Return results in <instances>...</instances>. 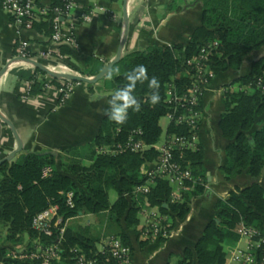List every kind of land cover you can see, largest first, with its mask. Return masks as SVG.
Here are the masks:
<instances>
[{"label":"trees","instance_id":"trees-1","mask_svg":"<svg viewBox=\"0 0 264 264\" xmlns=\"http://www.w3.org/2000/svg\"><path fill=\"white\" fill-rule=\"evenodd\" d=\"M65 2L49 0L48 15L34 27L43 25L50 38L54 33L53 9L62 8ZM196 4L202 7L201 25L186 45L153 46L145 51L132 52L102 80L105 89L112 93L134 66L143 64L148 69V76L159 80L161 99L157 105H149L147 83L138 85L135 94L141 101L140 111L130 110L122 125H116L108 117L104 119L99 135L87 146L93 159L90 166H83L78 160L63 163L56 153H28L15 162L0 166V225L8 229L11 242L21 245L22 237L27 236L30 240L39 239L44 246L54 244L60 237L58 229H53L49 237L32 227L34 218L50 207H57V215L63 223L80 214L107 213L109 233L113 234L110 237L120 239L130 249L131 241L126 230L138 224L142 208L157 207L163 215L171 216L173 222L187 217L190 198L206 192L205 176L201 171V145L195 152H185L181 161L184 165L190 163L197 182L187 183L192 192L185 194L181 203L171 202L172 189L161 179H156L147 192L138 191L147 183L146 170L159 156L153 147L161 142L163 136L189 134L184 125L170 123L166 130L160 125L161 120L172 112V107L165 102L167 88L173 85L178 95L185 93L191 84L192 73L185 62L208 44L219 43L211 55V67L216 77L228 70L239 71L251 52L264 48V0H196ZM65 47L61 46V55H71L72 52ZM92 65L97 66L90 74L97 76L103 65L96 62ZM31 82V93L44 94L36 78ZM47 83L59 89L66 81L50 78ZM236 85L239 88L231 91ZM225 89V111L219 128L228 147L227 163L222 170L228 181L247 175L253 182L243 188L234 187L225 200L215 203V216L205 229L192 237L190 245H178L182 256L178 264H224L223 241L237 239L234 230L241 222L258 229L264 236V58L254 61L247 75L226 85ZM199 109L203 111V101ZM179 113L181 111L177 115ZM134 131L141 132L137 138L150 146L149 150L118 155L97 154L100 147L124 143ZM176 156L179 157L178 152ZM46 168L52 169L48 176H44ZM110 190L117 193L114 204L109 202ZM69 193L73 194L70 203ZM64 239L65 249L77 247L88 259H97L100 264H113L96 250V241L87 238L85 232L76 237L66 232Z\"/></svg>","mask_w":264,"mask_h":264},{"label":"crops","instance_id":"crops-1","mask_svg":"<svg viewBox=\"0 0 264 264\" xmlns=\"http://www.w3.org/2000/svg\"><path fill=\"white\" fill-rule=\"evenodd\" d=\"M40 3L48 6L49 0H40ZM97 9H103V14L95 15L89 24L77 27L66 24L64 33L70 31L69 34L73 36L76 44L75 47L62 44L58 48L61 50V46H66L65 49L71 51V55H61L59 58L51 52L50 56L36 62L56 74L95 77L90 73L96 70L97 65L92 63L96 62L104 68L118 53L125 33L124 14L129 22V32L122 51L123 57L153 46L186 45L202 20V7L196 4V0H76L75 15L94 14ZM46 31L43 25L29 31L16 27L9 15L3 11L0 0V71L9 65L0 77V114L13 125L23 143V152L17 154L11 162L28 153H56L63 163L78 160L83 166H90L93 159L87 146L99 135L102 122L107 117V99L112 94L105 89L102 81L95 85L76 83L71 98L65 103H61L57 96L45 93H32L29 102L22 98L24 87L32 78H36L42 85V82L51 77L32 64L13 61V58L21 41H29V51L33 59L38 58L40 52L54 50L49 45ZM261 58H264V48L251 52L244 59L242 67L246 62L248 64L244 72L241 67L239 71L219 73L206 91L200 127V145L203 148L201 171L205 176L206 192L190 198V212L182 221L173 222L171 216L163 215L157 207L142 208L138 215V224L126 230L131 241V264H178L182 261L178 245H190L192 237L205 229L215 216V203L225 200L234 187L243 188L252 184V179L247 175L232 178L230 181L226 179L222 168L227 163L228 142L221 134L219 123L225 111L226 85L247 75L251 64ZM225 74L228 78H225ZM16 150L17 143L11 129L0 119V160ZM191 192L192 190L183 193L182 201L185 200V194ZM152 212L159 213L165 220L164 225L173 232V237L149 239L142 233L145 225L151 222L148 213ZM62 228V239L58 238L60 244L58 240L52 244H57L62 249L54 264H74L71 256L79 251L77 247L65 249L66 232L74 237L85 232L87 238L96 241L95 248L99 253L106 247L111 234L107 213L80 214L65 221ZM234 235L237 239L223 241L224 264H232V255L245 246V241L235 230ZM21 243L16 245L11 242L8 239V229L0 225V264L12 263L14 257L42 245L39 239L30 240L27 236L22 237Z\"/></svg>","mask_w":264,"mask_h":264},{"label":"built area","instance_id":"built-area-1","mask_svg":"<svg viewBox=\"0 0 264 264\" xmlns=\"http://www.w3.org/2000/svg\"><path fill=\"white\" fill-rule=\"evenodd\" d=\"M1 7L9 17L13 24L21 30H32L35 23L41 22L45 16L48 15L49 10L47 6H42L40 0H1ZM76 0H66L62 8L53 9L54 33L48 39L50 47L54 50H48L47 53H38V58L33 59L29 51V41H21L16 55L13 59H29L38 61L40 58L50 56L52 53L56 57L61 58V52L58 46L65 44L75 47V40L70 33H64L66 24L72 27H77L91 23L95 15L93 13H82L75 15ZM112 16L113 13L109 12ZM219 46L218 42L208 44L200 53L191 59L187 60L185 64L191 67V84L186 89L185 93L178 95L175 92L173 85H170L166 91V104L172 107V112L167 114L165 119L168 124L175 123L176 125H184L188 128V136L173 135L164 136L161 142L153 148L158 152V158L146 170L145 176L148 179L145 186L138 191L145 193L149 190V186L154 183L156 179L166 181L172 189L171 202L181 203L183 193H187L192 188L187 184L191 182L196 184L193 178V169L190 163L186 165L181 161L184 158L185 152H195L200 145V127L203 120V111L199 109V105L203 101L206 91L211 87L216 78L211 65L212 51ZM52 52V53H51ZM49 80V78H48ZM66 81V80H65ZM261 80L259 81V84ZM76 83L66 81L65 85L59 89H54L47 83L42 82V90L47 95L57 96L61 103L67 102L72 95L73 88ZM32 82L26 83L23 91V100L29 102L31 96ZM181 111L177 115V112ZM119 131V130H118ZM140 131H134L128 139L122 143L114 146H103L97 149L99 155H118L123 153H142L149 150L151 147L146 145L139 137ZM179 153V157L176 156ZM52 172L51 168L44 170V176H48ZM201 182V181H200ZM73 194L67 195L69 203L71 202ZM151 222L142 229V233L149 239H169L173 237L171 232L164 225L165 220L157 212L148 213ZM63 221L57 215V207H50L46 211L37 215L32 223L35 231L45 236H52L53 229H58L60 239L63 235ZM236 234L245 241L244 248L237 249L232 255V264H264V236L261 232L253 227L247 226L244 223H239L235 229ZM60 244V240H58ZM62 252L61 246L51 245L43 246L39 244L33 250H30L24 255L14 257L12 263L22 264L25 261L29 264H54L58 261ZM106 255L108 260L113 264H131L133 261L132 251L128 246H125L120 239L110 237L106 242V247L102 252ZM72 259L74 264H100L97 259H88L83 253L77 251ZM28 264V263H27Z\"/></svg>","mask_w":264,"mask_h":264},{"label":"clouds","instance_id":"clouds-1","mask_svg":"<svg viewBox=\"0 0 264 264\" xmlns=\"http://www.w3.org/2000/svg\"><path fill=\"white\" fill-rule=\"evenodd\" d=\"M103 9H97L94 15L103 14ZM147 83L150 90L147 94V102L155 106L160 102V82L155 77L148 76V69L143 64L134 66L124 77L123 82L117 87L107 99V108L105 115L116 125H122L126 122L129 111H140L141 101L137 98L135 92L138 85Z\"/></svg>","mask_w":264,"mask_h":264},{"label":"water","instance_id":"water-1","mask_svg":"<svg viewBox=\"0 0 264 264\" xmlns=\"http://www.w3.org/2000/svg\"><path fill=\"white\" fill-rule=\"evenodd\" d=\"M124 19H125V33H124V36H123V39H122V42H121V45L119 47L117 55H116L115 59L113 61H111L108 65H106L100 71V73L95 77L88 78V77H83L81 75L56 74V73H53V72L47 70L45 67H43L41 64L37 63L36 61L29 60V59H14L13 61L28 62V63L32 64L34 67H36L37 69L46 73L49 77L54 78V79H63V80L71 81L74 83H83V84L95 85V84L99 83L100 81H102L106 77V75L113 69V67L116 64H118L123 58L122 51H123L125 42L127 40L128 32H129V22H128L126 14H124ZM8 67H9V65L4 67L0 71V77L7 71ZM0 119L4 124H6L11 129L12 134L16 140V143H17V150L14 151L13 153H11L8 157L0 160V166H1L6 162H11L17 154L23 152V143H22L19 135L17 134L16 130L14 129L13 125L7 119L2 117L1 114H0ZM262 174H264V169L262 171Z\"/></svg>","mask_w":264,"mask_h":264},{"label":"rangeland","instance_id":"rangeland-1","mask_svg":"<svg viewBox=\"0 0 264 264\" xmlns=\"http://www.w3.org/2000/svg\"><path fill=\"white\" fill-rule=\"evenodd\" d=\"M248 68V64H247V62L244 64V66L242 67V71L244 72V70H246ZM226 73V72H225ZM228 75H231V73H229ZM228 75H226L225 74V78H228L227 76ZM239 87H238V85H236V86H234L233 88H231V91H235L236 89H238ZM249 92H250V90H249ZM160 125H161V127H162V129L163 130H165V128H166V126L168 125V121L166 120V119H162L161 120V122H160ZM163 138H164V136H163ZM163 138H162V140H163ZM109 199H110V202L111 203H114L115 201H116V199H117V193L114 191V190H110L109 191ZM113 234H109V236H112ZM175 263H176V261H175Z\"/></svg>","mask_w":264,"mask_h":264}]
</instances>
